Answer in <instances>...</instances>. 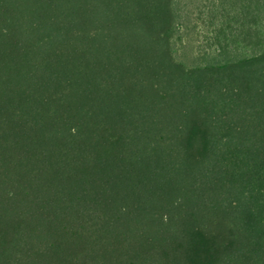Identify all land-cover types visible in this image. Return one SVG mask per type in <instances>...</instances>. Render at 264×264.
Returning a JSON list of instances; mask_svg holds the SVG:
<instances>
[{
    "label": "trees",
    "instance_id": "1",
    "mask_svg": "<svg viewBox=\"0 0 264 264\" xmlns=\"http://www.w3.org/2000/svg\"><path fill=\"white\" fill-rule=\"evenodd\" d=\"M259 1L0 0V264H264Z\"/></svg>",
    "mask_w": 264,
    "mask_h": 264
},
{
    "label": "rangeland",
    "instance_id": "2",
    "mask_svg": "<svg viewBox=\"0 0 264 264\" xmlns=\"http://www.w3.org/2000/svg\"><path fill=\"white\" fill-rule=\"evenodd\" d=\"M244 1L245 0H233V2H231V0H227V2L224 3L225 8L227 7L229 10L231 9V15H233V18L236 20H242L243 21L242 24H244V19H245V15L243 16V8H242V4ZM259 2L264 9V3H263L264 0H260ZM196 3L197 0H175V5L178 11L180 10L181 13H183V11L191 12L193 9L195 10L197 6ZM192 23H193L192 20L188 21L189 25H192ZM240 26L241 24L238 25V27ZM203 33H204L203 31L202 32L197 31V28L195 27L192 30L189 29V32L185 31V35L183 36V41H185L186 44L184 46L183 45L178 46V49L176 50L177 58L188 64H194L195 62H197L198 60L193 55L195 51H197L196 43H199L204 39L202 38Z\"/></svg>",
    "mask_w": 264,
    "mask_h": 264
}]
</instances>
